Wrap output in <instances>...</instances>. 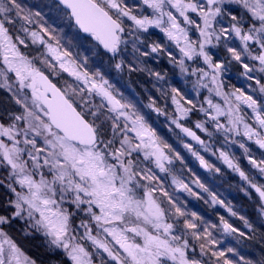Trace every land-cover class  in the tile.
<instances>
[{
	"label": "snow or ice",
	"instance_id": "obj_1",
	"mask_svg": "<svg viewBox=\"0 0 264 264\" xmlns=\"http://www.w3.org/2000/svg\"><path fill=\"white\" fill-rule=\"evenodd\" d=\"M0 264H264V0H0Z\"/></svg>",
	"mask_w": 264,
	"mask_h": 264
},
{
	"label": "trees",
	"instance_id": "obj_2",
	"mask_svg": "<svg viewBox=\"0 0 264 264\" xmlns=\"http://www.w3.org/2000/svg\"><path fill=\"white\" fill-rule=\"evenodd\" d=\"M195 167V165H193ZM202 172V170H201ZM234 183V182H233ZM223 193L224 196L227 197L229 200H231V202L235 205L236 210H238L241 214H250L251 213V209L248 206V202L247 199L244 198V196L240 195V192L238 189L236 188H229L227 183H225L221 189H220ZM192 206H194V210H202V206L200 204H197L196 201H192ZM224 210L221 209V212H223ZM213 219H215L213 217ZM235 223L242 227V224L240 221L235 220ZM231 243H234V241H231Z\"/></svg>",
	"mask_w": 264,
	"mask_h": 264
},
{
	"label": "rangeland",
	"instance_id": "obj_3",
	"mask_svg": "<svg viewBox=\"0 0 264 264\" xmlns=\"http://www.w3.org/2000/svg\"><path fill=\"white\" fill-rule=\"evenodd\" d=\"M30 2L42 3V2H44V0H30ZM161 131L164 132L165 130L161 129ZM240 195L244 196L243 193H241V192H240ZM244 198H246V197H244ZM25 245L28 246V244H25Z\"/></svg>",
	"mask_w": 264,
	"mask_h": 264
},
{
	"label": "flooded vegetation",
	"instance_id": "obj_4",
	"mask_svg": "<svg viewBox=\"0 0 264 264\" xmlns=\"http://www.w3.org/2000/svg\"><path fill=\"white\" fill-rule=\"evenodd\" d=\"M25 244H28L29 248H30V251H35L34 248H31V246L29 245V243L27 241H25Z\"/></svg>",
	"mask_w": 264,
	"mask_h": 264
}]
</instances>
